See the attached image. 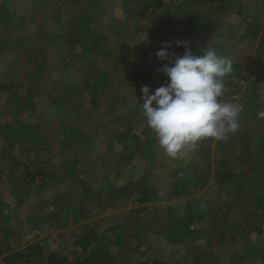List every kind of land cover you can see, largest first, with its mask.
I'll return each mask as SVG.
<instances>
[{
    "label": "rangeland",
    "instance_id": "obj_1",
    "mask_svg": "<svg viewBox=\"0 0 264 264\" xmlns=\"http://www.w3.org/2000/svg\"><path fill=\"white\" fill-rule=\"evenodd\" d=\"M200 1L0 0V250L34 259L15 264H39L35 248L73 264L76 236L94 233L115 264H264V0ZM83 16L98 47L74 27ZM178 41L232 60L223 99L243 111L224 144L175 159L141 89L168 82L155 52L182 56ZM140 180L153 199L111 202Z\"/></svg>",
    "mask_w": 264,
    "mask_h": 264
},
{
    "label": "clouds",
    "instance_id": "obj_2",
    "mask_svg": "<svg viewBox=\"0 0 264 264\" xmlns=\"http://www.w3.org/2000/svg\"><path fill=\"white\" fill-rule=\"evenodd\" d=\"M177 43L186 49L182 56L169 51V42L155 52L158 59L169 60V64L158 68L166 74L168 82L154 92L143 86L140 103L159 146L175 159L183 158L206 138L226 140L238 131L243 111L241 105L223 99L226 77L233 71L232 60L222 57L211 46L195 55L186 41ZM173 56L174 60H170ZM257 118L264 119V110L257 113ZM115 150L121 151L122 146L117 143Z\"/></svg>",
    "mask_w": 264,
    "mask_h": 264
},
{
    "label": "trees",
    "instance_id": "obj_3",
    "mask_svg": "<svg viewBox=\"0 0 264 264\" xmlns=\"http://www.w3.org/2000/svg\"><path fill=\"white\" fill-rule=\"evenodd\" d=\"M191 1H200V0H191ZM207 1L213 4H217L220 9L226 8L227 6H225V3L229 2V0H207ZM195 13L197 18L201 16V14H198L199 13L198 10ZM89 24H90V19L88 18V16H83L77 19L76 25L74 27L79 25V29L85 31V40L87 45H89L91 48H95L98 47L99 43H103L102 40L103 37L97 30L91 28ZM262 37H264V22L262 25ZM84 85L89 86L90 81L89 80L85 81ZM226 140H220L218 141V143L224 144ZM118 141L120 145L122 146L125 145V142L122 140L121 137L118 138ZM134 148L135 147L133 146L128 148L129 155L126 156L127 159L132 156V151L134 150ZM41 173L43 172L41 170H38L35 175L37 176L40 175ZM186 192L187 190L183 191V193ZM131 193H136V195L138 196L137 201L139 203L147 202L154 198V195H152V191L148 183L145 180H140L139 182H129L127 185L125 184L112 190L110 193L111 202L114 203L117 200ZM175 196L176 193L169 195V197H175ZM258 199H260V197H257V200ZM262 217H263L262 223L264 225V213ZM75 239H76L75 244L82 248L85 257L79 256L73 264H115L113 258L106 253L104 244H102L101 240L98 238V235L96 233H94L93 235H88V234L87 235L82 234L80 236L77 235ZM7 251L8 249L0 250V256L3 255V259L6 263L15 264L16 261L18 260H26L30 263L34 262V259L30 258L31 255H26L22 251H15L13 253L6 254ZM32 252L38 254L37 263L39 264H64V258H62V256H60L56 252H49L48 254L45 255L43 253H40L37 250V248L33 249ZM154 264H165V263L157 260L154 262Z\"/></svg>",
    "mask_w": 264,
    "mask_h": 264
},
{
    "label": "crops",
    "instance_id": "obj_4",
    "mask_svg": "<svg viewBox=\"0 0 264 264\" xmlns=\"http://www.w3.org/2000/svg\"><path fill=\"white\" fill-rule=\"evenodd\" d=\"M217 142H218V140H217Z\"/></svg>",
    "mask_w": 264,
    "mask_h": 264
}]
</instances>
